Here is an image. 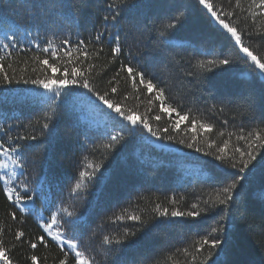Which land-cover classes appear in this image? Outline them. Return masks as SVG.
I'll list each match as a JSON object with an SVG mask.
<instances>
[{
    "label": "trees",
    "instance_id": "1",
    "mask_svg": "<svg viewBox=\"0 0 264 264\" xmlns=\"http://www.w3.org/2000/svg\"><path fill=\"white\" fill-rule=\"evenodd\" d=\"M234 2L232 0L233 4ZM35 3L37 7L33 9L30 4L22 5L19 0H0V7L19 24L27 27L31 33L29 39H35L41 47L46 45L47 40H53L56 45H60L65 38H69L72 44L79 39L89 40L96 32L103 30L101 18L108 11V0H35ZM213 3L230 8L229 0H213ZM129 4H135L136 7L126 13L121 21V41L127 37L129 44H138L143 53L138 58L140 63L148 72L166 82L169 95L180 101L184 110L191 108L192 114L214 125L211 139L220 142L231 133L232 144L243 145V141L236 140V136L241 134V127L245 134L258 126L264 128V83L256 78L249 63L237 61L211 73L206 69L193 67L201 59L222 58L221 53L234 59L231 54L235 51L223 30L198 4V0H129ZM64 5H69L70 8L66 9ZM181 13L183 23L170 30L168 42L157 43L153 39L157 31L162 25L170 23L173 16ZM233 22L240 29L251 25V21L246 22L243 18H234ZM257 29L264 32V24L258 23L253 30ZM245 43L254 52L264 55V41L258 37L249 40L245 36ZM26 48L31 50L22 51ZM110 48L111 44L105 37L104 52L99 60L92 61L97 65L95 71L100 73L96 78L100 89L108 87V79L118 71L121 61L126 62L125 53L119 60L107 63ZM160 48L164 50L161 52ZM36 52L38 49L34 44L22 42L13 49L12 56L3 61L5 71L11 74L15 70L17 79L22 75H41L39 71H31V67L35 66L31 57ZM40 55L43 58L45 54ZM24 60L29 61L26 72L21 71L25 67ZM9 64L12 65L11 69L8 68ZM190 71H198L199 78L186 75ZM123 75L121 73L122 77ZM116 86L119 95L113 96V99L120 100L127 94L125 104L128 107L142 113L147 111L149 105L146 94H141L136 99L130 82L125 83L123 79L118 80ZM8 88L15 91L9 92ZM31 88L32 86L23 83L0 86V101L5 96L8 98L7 104H0V125L7 130V135L0 133V138L7 140L9 136L39 134L45 115L53 116L52 135H46L43 141L31 142L35 146L25 152L27 167L25 176L21 179L41 180L45 193L53 202V210L63 201L65 206L75 211L76 215L72 219L78 220L79 224L75 228L66 224L67 234L72 236L75 232L78 235L82 247L96 257V264H115L117 261L120 264H165L167 257L176 249L185 247L197 237V232L203 235L205 229L214 224L211 217H206L198 227L192 229H157L147 237L138 236L140 242L123 254L120 252L123 245L102 244L105 235L122 238L125 228L136 230L140 227L133 221L116 222L114 214H121L124 209L129 212L143 210L141 214L148 220L152 207L156 203L167 206L166 198L172 196L177 199L184 196L185 199L178 207L186 209L196 196L219 187L222 177L217 169L204 163L210 158L202 157L193 149L175 142L155 141L147 133L140 131L135 135L126 133L125 140L109 153L103 148L108 142L107 138L102 130H96L93 117L89 115L84 101L70 97L57 110V114L53 115L49 104L41 103L28 91ZM245 101L252 104L253 115L248 114L244 107ZM213 105L216 107L210 111ZM157 109L158 105H153L152 112L148 114H155ZM152 123L155 127L156 122ZM168 123L165 116L159 126L164 127ZM185 124L181 127H185ZM112 130L109 124V131ZM221 132L224 133L223 136L219 135ZM181 137L187 140L188 134L181 132L177 139ZM161 144L164 147H160ZM84 156L95 162L103 161V179L89 184L79 195L70 197L69 189L74 186ZM257 161L264 163V150L258 152ZM254 164L256 166L251 171L240 174L246 179L241 182L243 187L239 189L240 196L237 200L243 197L244 202L241 212L233 209L236 214L228 225L231 237L223 246L225 252L220 254V264H264V170L260 163L254 161ZM193 165L199 169L192 171ZM2 187L0 182V189ZM105 194L110 200L102 205ZM35 203L36 209L47 218L49 213L45 206L40 200ZM11 211L16 212V221L11 219ZM0 228H3L2 238L10 250L13 264H31L29 257L33 254L38 257L37 264H58L62 258L59 247L49 237H46L48 246L38 245L36 250L30 249L27 243L16 241L17 230L25 232V240L35 239L44 233L38 226V216L21 214L7 201L2 191ZM174 260L177 264H184L182 255L174 257ZM167 264L173 262L167 261Z\"/></svg>",
    "mask_w": 264,
    "mask_h": 264
},
{
    "label": "snow or ice",
    "instance_id": "2",
    "mask_svg": "<svg viewBox=\"0 0 264 264\" xmlns=\"http://www.w3.org/2000/svg\"><path fill=\"white\" fill-rule=\"evenodd\" d=\"M22 5H31L33 9L37 7L35 0H19ZM198 4L209 14L229 39L235 51L231 54L233 58L224 56L222 58H213L207 60H198L193 67L195 69H206L211 73L215 69H222L230 66L237 61H245L254 69L256 78L264 83V55H260L245 43V36L251 40L258 37L264 41V32L253 30L256 25L264 24V0H229L230 8L223 5H214L213 0H198ZM43 7V5H40ZM63 7L70 8L69 5ZM136 7L135 4H129V0H108L107 14L101 18V27L103 30L96 32L87 41L77 40L72 44L69 38H65L56 45L53 40H47L46 45L41 47L35 39H29L31 33L27 27L22 26L11 16L7 15L4 8L0 7V86H10L13 83H23L32 86L28 89L34 97H37L41 103L49 104L53 115L57 110L66 103L68 98L76 97L85 102V106L93 117V124L97 131L102 130V134L107 138V143L103 148L107 152H112L116 146L125 140V135H135L138 131L147 133L148 137L154 138L155 141H169L184 145L188 149H193L200 153L202 157L210 158L204 161L209 167L217 169L222 179L219 181L220 186L214 188L211 192L201 193L195 197L194 202L190 203L187 208L178 207L180 202L185 199L180 196L168 197L167 206L163 203H156L151 209V216L148 220L144 219L140 210L139 212H129L124 209L121 214H114L116 222L125 220L137 222L140 227L136 230L125 228L122 238H114L105 235L102 244L123 245L120 249L121 254L129 248L134 247L140 241L138 236L147 237L157 229H175L177 227L189 229L196 228L206 217H211L214 224L205 229L203 235L197 232V237L183 248H178L174 253L167 257V261L177 264L174 257L182 255L184 264H220V254L225 252L223 247L231 237L229 223L236 212L242 211L243 197L238 201L240 196L239 189L243 187L242 181L245 176L240 175L251 171L256 165L254 161L260 163L264 170V163L257 161V155L260 150H264V128L250 130L245 134L243 127L239 135L236 136L237 142L232 144L230 133L227 139L217 142L210 138L214 125L199 119L192 114V109L184 110L183 104L169 95V89L166 82L158 78L154 73L148 72L140 63L139 57L143 53L139 45L129 44L127 37L122 42L120 39L119 28L125 14L131 12ZM246 14V15H245ZM70 16V13H69ZM180 15L173 16L171 22L162 25L153 37L159 44L168 42L170 30H174L183 21ZM35 18V17H33ZM243 18L246 22L251 21V25L240 29L233 19ZM112 30H117L113 32ZM105 37L111 44L110 59L107 63H113L120 59L126 53V62L121 61L118 71L108 79V87L100 89L97 87L96 78L100 75L96 72L97 65L94 60H99L104 52ZM27 41L29 45H35L38 52L31 57L35 66L31 67L33 73L40 72L41 75L32 77L20 76L17 79L15 70L10 74L5 71L3 61L6 57L12 56L13 49L19 44ZM99 45V47H97ZM135 47V50H133ZM30 48L22 49L29 51ZM164 49L160 48L162 52ZM41 53L45 54L41 57ZM75 53V55H74ZM50 60L52 62H50ZM25 67L22 72L28 70L29 61H23ZM11 69L12 65L9 64ZM50 73V74H49ZM123 73V77L121 76ZM186 75L199 78L198 71L187 72ZM123 79L125 83L130 82L131 88L136 93V99L141 94L148 96L147 104L149 105L146 112H140L138 109L128 107L125 101L128 95L125 94L120 100L113 99V96L119 95L116 83ZM33 89H42L43 91H34ZM9 92L15 89L8 88ZM82 90V91H78ZM8 98L5 96L0 104H7ZM158 105V109L153 115L152 106ZM215 105L211 110L215 109ZM244 107L248 110L249 115H253L252 104L244 102ZM222 111V109H221ZM167 117L169 123L160 127L159 122L162 118ZM44 122L41 125L39 134L9 136L7 140L0 138V182L7 201L16 208L21 214L28 213L38 216V226L44 233L35 239L25 240V232L17 230L15 239L17 242L27 243L32 250H36L38 245L48 246L49 237L55 242L62 252V258L58 264H96V257L91 255L88 249L82 247L78 235L73 232L72 236L67 234L65 225H71L75 228L78 220L72 218L76 215L74 210L65 206L63 201L52 208V200L44 191V184L41 180L29 181L21 179L25 176L27 162L25 152L34 147L31 142L43 141L45 136L52 135L54 131L53 116L45 115ZM152 121L156 122L153 126ZM186 122V124H185ZM225 124L227 121L224 122ZM111 124L112 131H109ZM185 124V127H181ZM181 132L188 134V139L177 136ZM0 133L7 135V130L0 125ZM175 133V135H173ZM223 136L224 133H219ZM87 133H85V142H87ZM147 139V137H145ZM21 141H28L27 144H21ZM160 147H164L163 144ZM218 162V163H217ZM11 166V169H10ZM251 166V167H250ZM104 167L103 161L95 162L89 160L88 156L83 157V164L75 178L74 186L69 189V196L79 195L89 184L98 182L103 179ZM228 169L235 170L229 172ZM40 200L45 206L49 215L44 218L43 213L36 209V201ZM13 221L17 220L15 211L9 213ZM219 217V219H216ZM67 218V219H65ZM22 222V221H21ZM3 228H0V264H13L10 256V250L5 246L3 240ZM215 257V259H214ZM31 264H37L38 257L33 254L29 257ZM167 261L165 264H167ZM115 264H120L119 261Z\"/></svg>",
    "mask_w": 264,
    "mask_h": 264
},
{
    "label": "rangeland",
    "instance_id": "3",
    "mask_svg": "<svg viewBox=\"0 0 264 264\" xmlns=\"http://www.w3.org/2000/svg\"><path fill=\"white\" fill-rule=\"evenodd\" d=\"M41 91H43V90H41ZM88 113H89V115H92L89 111H88ZM194 169L197 170V169H199V167L193 165V166H192V171H193ZM108 200H110V197H109L108 195L105 194V195L103 196V198H102V203H101V204H102V205L105 204Z\"/></svg>",
    "mask_w": 264,
    "mask_h": 264
}]
</instances>
